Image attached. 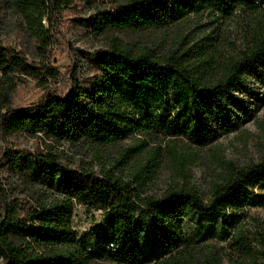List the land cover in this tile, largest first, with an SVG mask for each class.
<instances>
[{
    "label": "trees",
    "instance_id": "trees-1",
    "mask_svg": "<svg viewBox=\"0 0 264 264\" xmlns=\"http://www.w3.org/2000/svg\"><path fill=\"white\" fill-rule=\"evenodd\" d=\"M59 1L66 5L75 0ZM0 3L21 17L43 54L50 44L43 20L53 5L47 0ZM202 12L223 18L238 12L253 15L257 29L252 46L241 57L214 64L204 44L188 46L178 57L174 51L159 58L150 50L114 43L88 54L95 74L87 86L74 77L67 95L49 90L27 107L9 106L12 90L3 84L20 75L42 79L41 68L0 43V136L41 134L71 145L105 147L145 134L202 147L215 135L228 134L233 130L229 106L238 102L234 92L253 69L264 71V0H128L98 11L88 27L98 36L111 30H161ZM51 71L45 67L43 72L55 78ZM174 142L173 152L178 147ZM144 145L127 148L128 159L138 156ZM14 161L9 162L16 164L17 178L33 181L49 194H37L29 205L9 200L0 188L1 264H183L195 249L183 229L193 215L210 216L215 222L210 230L219 241L246 249L232 236L241 217L228 210L259 205L250 188L264 180V153L259 164L220 176L208 201L187 187L144 196L146 166L123 182L109 171L100 177L91 169H74L52 153L32 156L28 167ZM77 205L106 213L105 230L94 243L80 239L73 228ZM145 232L154 243L149 251L140 247Z\"/></svg>",
    "mask_w": 264,
    "mask_h": 264
},
{
    "label": "rangeland",
    "instance_id": "rangeland-1",
    "mask_svg": "<svg viewBox=\"0 0 264 264\" xmlns=\"http://www.w3.org/2000/svg\"><path fill=\"white\" fill-rule=\"evenodd\" d=\"M126 1L99 0L88 4L75 0L64 5L59 0H47L49 7L53 5V8L43 20L50 41L43 54L37 49L36 40L28 34L21 17L7 3H0V43L20 52L28 63L39 66L40 77L43 76L39 79L20 75L5 82L3 85L12 90L9 106L27 107L37 103L49 90L65 96L71 90L74 77L87 86L95 74L88 54L107 49L114 43L147 49L159 58H165L174 51V56L178 57L188 46L204 44L212 53L214 64H217L247 52L257 29L255 17L246 12H238L230 18L202 12L161 30H111L100 36L91 31L88 22L95 19L98 11ZM45 67L56 73L55 78L43 72ZM253 70L243 78L241 88L233 94L238 98L237 103L229 106L228 112L233 130L225 135H215L202 147L185 140L145 134H134L105 147L71 145L41 134L0 136V188L9 200H22L33 205L37 194L49 192L33 181L17 178L16 164L9 161L14 159V162L20 161L21 166L28 167L27 161L32 156L52 153L74 169H91L100 177L109 171L123 182H130L131 174L146 166L144 196H159L170 189L187 187L195 189L208 201L210 188L220 176L249 163L259 164L264 153V71L259 67ZM173 141L178 145L174 152ZM141 143H145L142 152L132 160L128 159L130 155L125 153L126 149ZM250 191L260 201L259 205L238 211L228 210V213L234 212L241 217L232 236H238L246 249H240L238 245L229 247L226 242L219 241L210 230L215 226L210 216L193 215L184 221L183 229L195 243V249L183 264L261 263L264 251V180ZM105 217L102 210L77 205L73 228L80 239L94 243L105 230ZM141 239V248L148 251L154 248L150 232H145Z\"/></svg>",
    "mask_w": 264,
    "mask_h": 264
}]
</instances>
